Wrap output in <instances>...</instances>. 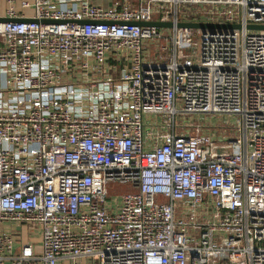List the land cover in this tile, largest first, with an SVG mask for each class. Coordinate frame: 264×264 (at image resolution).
Instances as JSON below:
<instances>
[{"label":"built area","instance_id":"2783aa9c","mask_svg":"<svg viewBox=\"0 0 264 264\" xmlns=\"http://www.w3.org/2000/svg\"><path fill=\"white\" fill-rule=\"evenodd\" d=\"M0 1V264H264V0Z\"/></svg>","mask_w":264,"mask_h":264},{"label":"rangeland","instance_id":"374dc122","mask_svg":"<svg viewBox=\"0 0 264 264\" xmlns=\"http://www.w3.org/2000/svg\"><path fill=\"white\" fill-rule=\"evenodd\" d=\"M146 47L149 48V54L154 56L157 43L150 41ZM158 121L160 124L164 123L161 118ZM178 123V131L181 133H208L216 139L222 138L223 136L232 137L240 127L238 117L232 114H192L190 116L178 117ZM116 187L117 189H115ZM110 188L114 193L126 192L129 189L125 185L118 186L116 183H111Z\"/></svg>","mask_w":264,"mask_h":264},{"label":"water","instance_id":"95a60500","mask_svg":"<svg viewBox=\"0 0 264 264\" xmlns=\"http://www.w3.org/2000/svg\"><path fill=\"white\" fill-rule=\"evenodd\" d=\"M0 20H4V18H0ZM19 21H35L34 19H17ZM43 22H49V20H43ZM139 25H150V26H158V27H171L173 26L172 22H161V21H150V22H139ZM178 27H188L193 29H201L205 30L206 28H234L240 27L239 24H224V23H208V22H179L177 24ZM249 28L252 29H264V25H250Z\"/></svg>","mask_w":264,"mask_h":264},{"label":"crops","instance_id":"0c3cea01","mask_svg":"<svg viewBox=\"0 0 264 264\" xmlns=\"http://www.w3.org/2000/svg\"><path fill=\"white\" fill-rule=\"evenodd\" d=\"M4 6H5L4 1H0V15L3 13Z\"/></svg>","mask_w":264,"mask_h":264}]
</instances>
